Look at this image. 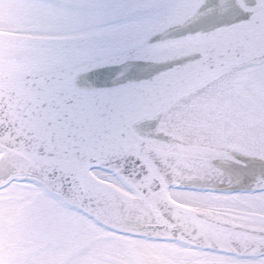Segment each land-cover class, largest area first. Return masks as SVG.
Masks as SVG:
<instances>
[{"label": "snow or ice", "instance_id": "obj_1", "mask_svg": "<svg viewBox=\"0 0 264 264\" xmlns=\"http://www.w3.org/2000/svg\"><path fill=\"white\" fill-rule=\"evenodd\" d=\"M0 264H264V0H0Z\"/></svg>", "mask_w": 264, "mask_h": 264}]
</instances>
